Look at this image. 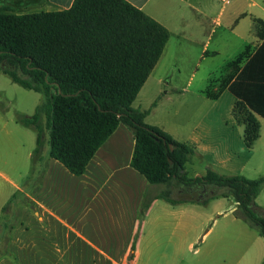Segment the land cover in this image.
<instances>
[{
  "label": "crops",
  "instance_id": "obj_1",
  "mask_svg": "<svg viewBox=\"0 0 264 264\" xmlns=\"http://www.w3.org/2000/svg\"><path fill=\"white\" fill-rule=\"evenodd\" d=\"M125 1L169 31L163 54L133 107L148 111L147 124L195 149L185 164L189 177L205 175L209 168L225 175L263 176L264 161L256 160L255 147L245 145L244 127L233 117L237 98L228 86L264 48L255 27V20L264 22V0ZM74 2L0 0V10L57 12ZM245 26L247 35L242 33ZM229 48L232 53L217 70L210 61ZM247 49L248 58L234 67ZM178 51L189 58L177 57ZM26 90L27 109L2 105L0 90V226L7 211L17 209L20 221L10 232L8 248L0 251V264H263L264 237L235 215L234 196L204 203L160 198L167 186L150 184L131 166L136 141L124 124L82 175L50 156L47 136L41 157L33 162L37 132L18 123L16 114L33 115L43 96ZM209 91L218 97H209ZM257 118L260 138L255 145L264 120ZM179 192L185 190L180 187ZM256 202L264 207V187Z\"/></svg>",
  "mask_w": 264,
  "mask_h": 264
},
{
  "label": "trees",
  "instance_id": "obj_2",
  "mask_svg": "<svg viewBox=\"0 0 264 264\" xmlns=\"http://www.w3.org/2000/svg\"><path fill=\"white\" fill-rule=\"evenodd\" d=\"M5 11L0 10V75L43 96L33 115L16 114L18 123L37 132L33 162L41 157L47 136L50 156L82 175L124 124L136 141L131 166L150 184L167 186L160 198L204 203L232 195L238 202L235 215L264 237V207L256 202L264 175L252 179L209 168L205 175L189 177L185 164L195 149L147 124L148 111L133 107L169 40L163 25L125 0H75L70 9L57 12ZM255 27L264 38V22L255 20ZM263 53L258 49L228 86L237 98L233 117L244 127L248 148L260 138L257 116L264 118ZM244 58L248 49L234 67ZM180 187L192 191L180 193ZM205 189L208 197L200 198ZM148 203L146 194L145 210Z\"/></svg>",
  "mask_w": 264,
  "mask_h": 264
},
{
  "label": "rangeland",
  "instance_id": "obj_3",
  "mask_svg": "<svg viewBox=\"0 0 264 264\" xmlns=\"http://www.w3.org/2000/svg\"><path fill=\"white\" fill-rule=\"evenodd\" d=\"M241 27H243V25ZM242 29H243L242 33H245V35H247L248 26H245ZM232 51H233V48H229L226 52L222 51V54L220 56L214 58V60L210 62H214L213 66H215L217 70H220L222 68L220 64H224L226 62L225 60H227V56L231 54ZM171 54L173 55L175 53H171ZM177 57H180L183 59L185 57L189 58V55H187V53L183 51H178ZM0 90L3 96V101H4V104L2 105H6L10 108L16 106V107H20L23 109H27L25 107V102H26V97H27L25 93L27 92V90L24 89L22 86L13 83L7 75L2 76ZM152 94H150L149 96L151 97ZM224 100H225V97L222 99V101ZM261 135H262V138L260 142H258L254 146L255 156H256V160L264 161V120H263V128H262ZM194 170H195L194 167L192 166L188 167V171L190 174H194ZM19 222L20 221H19L17 209L10 211V212L7 211L5 222L2 224V226H0V251L8 248V243H9L8 239L10 238L9 237L10 232H12L13 229L18 226Z\"/></svg>",
  "mask_w": 264,
  "mask_h": 264
},
{
  "label": "water",
  "instance_id": "obj_4",
  "mask_svg": "<svg viewBox=\"0 0 264 264\" xmlns=\"http://www.w3.org/2000/svg\"><path fill=\"white\" fill-rule=\"evenodd\" d=\"M170 147H171V149H173V146L172 145ZM181 190L183 191V187H181ZM185 191H192V188H187V189H185ZM208 195H209V193L207 194L206 193V189H205V190H203V194L200 195V198H202V197H208Z\"/></svg>",
  "mask_w": 264,
  "mask_h": 264
},
{
  "label": "built area",
  "instance_id": "obj_5",
  "mask_svg": "<svg viewBox=\"0 0 264 264\" xmlns=\"http://www.w3.org/2000/svg\"><path fill=\"white\" fill-rule=\"evenodd\" d=\"M224 2H228V0H223Z\"/></svg>",
  "mask_w": 264,
  "mask_h": 264
}]
</instances>
